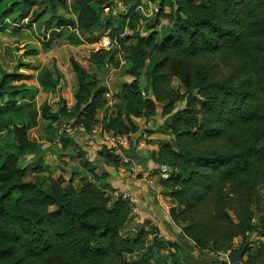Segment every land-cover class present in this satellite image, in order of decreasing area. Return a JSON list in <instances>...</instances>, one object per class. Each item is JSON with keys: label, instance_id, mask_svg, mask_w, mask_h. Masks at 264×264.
Returning a JSON list of instances; mask_svg holds the SVG:
<instances>
[{"label": "trees", "instance_id": "trees-1", "mask_svg": "<svg viewBox=\"0 0 264 264\" xmlns=\"http://www.w3.org/2000/svg\"><path fill=\"white\" fill-rule=\"evenodd\" d=\"M97 1L0 0V31L35 26L43 29L46 49L64 46L73 88L71 105L63 97L53 106L37 96L56 90L65 78L58 65L39 70L40 87L14 81V73L0 74V131L9 128L3 123L7 116L24 121L15 127L17 151L0 158V264H135L128 255L143 248L142 232L134 237L121 232L131 213L128 201L93 182L77 189L63 178L35 177L21 161L39 149L29 132L39 117L49 126H83L89 134L100 123L94 114L106 105V86L91 69L105 65L108 51L119 50L101 49L86 61L89 39L83 33L103 18ZM175 5L180 16L162 37L157 31L144 34L135 6L112 15L119 22L112 31L121 33L127 24L137 40L126 45L107 33L119 43L125 70L135 79L124 84L121 107L106 113L104 123L120 134L135 132L133 117L154 115L161 105L164 125L175 137L155 157L158 165L172 168L160 181L178 204L171 217L202 255L220 258L215 263L245 247L240 264H264V242L253 244L264 236V0H175ZM174 79L184 91L173 86ZM130 150L135 148L126 150L129 156Z\"/></svg>", "mask_w": 264, "mask_h": 264}, {"label": "crops", "instance_id": "crops-1", "mask_svg": "<svg viewBox=\"0 0 264 264\" xmlns=\"http://www.w3.org/2000/svg\"><path fill=\"white\" fill-rule=\"evenodd\" d=\"M102 1L98 0L96 4L101 5L103 9L107 5L111 4L112 6H110L109 11H103L100 25L83 33L84 37L89 39L85 40L87 46L86 61H92V52L97 51L95 44L99 36L110 33L118 26L119 22L112 15L124 13L128 7L135 6V11L141 15L144 22L143 30L146 35L150 31H157L158 37H162L173 27L176 19L180 16L176 10L175 0ZM154 23L153 28H147V25ZM20 30L23 31L24 29ZM117 34L119 38L125 40L126 45L137 43V40L132 37L133 30L127 24L122 32ZM60 48L63 49L64 46H60ZM40 54L38 52L36 56L42 58L39 57ZM115 57L122 58L114 50L108 51L105 54V66H110ZM53 65H58L61 69L59 60L54 61V59L42 66H36L37 73L32 72V74H36V82L31 83L40 87L37 81L39 70L45 66L52 67ZM34 66V64L31 65V67ZM100 69L94 66L91 72L98 79H101L106 86L104 94L106 105L94 114V118L101 123L106 120V113L110 115L117 112L121 107L124 98V84L132 82L135 77L127 73V70H124V73L118 72L117 68L112 65L105 73H102ZM108 76L109 78H107ZM66 79H69L68 75ZM67 82L71 89L70 79ZM55 91L43 92L40 90L37 96L38 102L40 103V98L43 99L42 101L48 100V95L54 94ZM109 91L112 95V104L107 103L106 93ZM63 97L71 105L73 88L70 97H65L64 94ZM56 105L57 103L53 106ZM76 117L71 121L74 122ZM83 117L85 115L81 116V118ZM165 119L166 117L162 115L161 105H158L154 115L133 117V121L137 125L133 133L141 136L144 132L147 136V145L144 148L129 151L136 162L139 171L138 177H133L128 172L121 173L119 171L120 161L116 154L113 151L103 149L100 141L95 136H91L83 126L68 127L65 124L54 123L52 127H44L43 130L38 131L40 122L42 120L48 121L41 117H39V124L29 130L30 137L39 145V149L35 153L23 155L21 161L29 173L44 180L49 177L55 180L63 178L65 180L64 185L72 184L77 189L81 188L85 182H93L113 198L117 197V191L127 188L135 194L138 198V209L136 212L130 213V217L121 231L126 237H134L138 232L143 233L141 238L143 248L128 255V258L135 264H207L206 261L201 260L203 253L198 251L194 242L183 235V224L175 222L171 217V208L178 206V204L170 195L169 189L162 186L160 182L163 178L158 174L160 165L155 162V157L158 155L161 145L173 143L175 139L174 134L165 127ZM34 131H38L40 134L33 133L31 135V132ZM1 162L0 160V164ZM36 167H40L41 171L36 172L34 170ZM159 190L163 191L164 196L158 195ZM256 238H264V236H257Z\"/></svg>", "mask_w": 264, "mask_h": 264}, {"label": "rangeland", "instance_id": "rangeland-1", "mask_svg": "<svg viewBox=\"0 0 264 264\" xmlns=\"http://www.w3.org/2000/svg\"><path fill=\"white\" fill-rule=\"evenodd\" d=\"M110 34L117 36V33L115 31H111ZM43 39H44L43 29L42 30H40L39 28L35 29V26L34 29L24 28L23 31L16 30L14 26H12L9 29L0 31V74H2L3 72L14 73L18 77L15 78L14 81H21L28 83L29 85H33L31 82L36 80L35 79L36 76L35 73H37L35 69L36 66L38 65L42 66L44 63L48 61L52 62L53 59L54 61L59 60V65L61 67L62 72L65 74V78L61 79V81L59 82L56 88L55 93L54 94L50 93L48 95L49 97L48 100L50 101V103L55 105V103L58 102L59 98H63V94L65 97H70L72 88L70 89L68 87L67 81L69 79L68 80L66 79L68 73L66 72L67 71V68L65 67L66 64L63 62L64 48L62 49L60 47H56L52 49L51 48L46 49L43 43ZM115 48L119 50L118 51L119 55L123 57V53L121 51L120 45L116 46ZM34 51L36 52L34 53ZM38 52L41 53L39 57L42 58H38L36 56V53ZM113 60L114 61H111V65L117 68L118 72L120 71L121 73H124V70L126 68H125V63H123L122 59H120L119 57H115L113 58ZM33 64L35 66L31 67V65ZM110 66L106 67L105 65H103L102 69L100 70L102 71V73H105ZM32 72L35 73L32 74ZM107 78H109V76ZM140 81H141V85L143 87H146L147 81L144 72H141ZM173 86L179 90L182 91L185 90V88L177 79H174ZM77 113L78 111L72 110V114H75L74 116H76ZM3 123L9 125V128L13 129L12 130L13 133L9 132L8 130L9 128L6 127H4V129L0 131V158L7 151H17V146H16L17 135H16L15 127L16 126L18 127V124L22 125L24 121H22L21 118L16 116H7L5 117ZM49 123H50L49 121L42 120L40 122V127L37 130L41 131L44 129V127H49ZM38 131L31 132V135L33 133L38 134L39 133ZM105 148L107 149V147ZM260 190L261 193L264 195V187H262ZM259 241L264 242V238L255 237L253 240L254 242L253 244L255 245L254 247L257 246ZM235 242H236V246H239L241 244V239L235 240ZM246 255L247 253H245L243 257H246ZM219 259L220 258L218 256H215L211 253H206L201 256V260L206 261L207 264H214L217 260L219 261Z\"/></svg>", "mask_w": 264, "mask_h": 264}, {"label": "built area", "instance_id": "built-area-1", "mask_svg": "<svg viewBox=\"0 0 264 264\" xmlns=\"http://www.w3.org/2000/svg\"><path fill=\"white\" fill-rule=\"evenodd\" d=\"M111 7L106 6L104 11H109ZM96 50L106 49L109 50L115 46H118V42L115 38H112L109 34H102L96 41ZM123 63H125V59L121 58ZM108 97V104H112L111 93L110 91L106 93ZM91 136H95L101 143L102 147H107L111 151H113L117 157L119 158V171L121 173H130L133 177H138L139 171L136 166L135 160L126 153V150L135 148H144L147 145V136L146 133L142 132V135H136V133L129 132L120 134L113 130L107 128V125L104 122L97 123L91 128ZM172 168L166 164H162L159 167V175L163 179H167L171 176ZM159 196H164L162 190L158 191ZM116 196L120 197L130 203L131 213H134L138 209V198L135 194H133L128 188L123 189L116 192ZM231 251L223 254V259L225 261H221L215 264H231L229 261V256Z\"/></svg>", "mask_w": 264, "mask_h": 264}, {"label": "water", "instance_id": "water-1", "mask_svg": "<svg viewBox=\"0 0 264 264\" xmlns=\"http://www.w3.org/2000/svg\"><path fill=\"white\" fill-rule=\"evenodd\" d=\"M245 247L232 252L229 256V261L231 264H240L242 262L243 256L245 254Z\"/></svg>", "mask_w": 264, "mask_h": 264}]
</instances>
